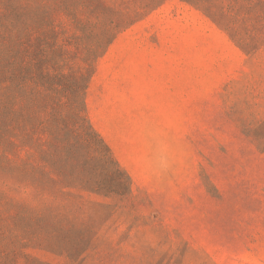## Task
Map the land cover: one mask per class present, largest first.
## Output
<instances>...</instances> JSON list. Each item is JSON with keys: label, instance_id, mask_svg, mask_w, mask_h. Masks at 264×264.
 <instances>
[{"label": "rangeland", "instance_id": "1", "mask_svg": "<svg viewBox=\"0 0 264 264\" xmlns=\"http://www.w3.org/2000/svg\"><path fill=\"white\" fill-rule=\"evenodd\" d=\"M87 104L132 190L61 196L63 214L97 234L78 258L44 259L264 264V45L247 54L201 11L168 0L99 59Z\"/></svg>", "mask_w": 264, "mask_h": 264}, {"label": "trees", "instance_id": "2", "mask_svg": "<svg viewBox=\"0 0 264 264\" xmlns=\"http://www.w3.org/2000/svg\"><path fill=\"white\" fill-rule=\"evenodd\" d=\"M167 1L0 0V264H54L42 251L84 255L97 233L63 214L61 196L131 193L87 96L119 34ZM180 1L247 54L264 45V0Z\"/></svg>", "mask_w": 264, "mask_h": 264}]
</instances>
